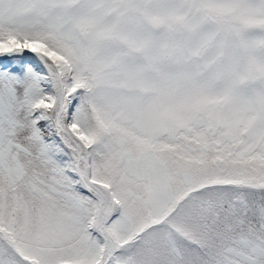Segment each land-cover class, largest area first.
Instances as JSON below:
<instances>
[{
	"label": "snow or ice",
	"instance_id": "6c2138e0",
	"mask_svg": "<svg viewBox=\"0 0 264 264\" xmlns=\"http://www.w3.org/2000/svg\"><path fill=\"white\" fill-rule=\"evenodd\" d=\"M0 264H264V0H0Z\"/></svg>",
	"mask_w": 264,
	"mask_h": 264
}]
</instances>
